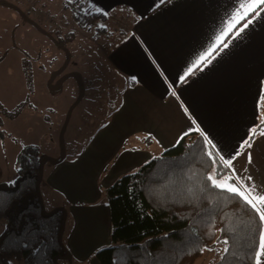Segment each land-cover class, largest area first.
<instances>
[{
	"label": "crops",
	"instance_id": "crops-1",
	"mask_svg": "<svg viewBox=\"0 0 264 264\" xmlns=\"http://www.w3.org/2000/svg\"><path fill=\"white\" fill-rule=\"evenodd\" d=\"M87 2L108 19L113 14L114 35L121 40L107 52L105 40L101 49L126 77V87L109 121L77 155L58 161L49 172L50 190L72 202L78 189L98 198L100 184L107 187L182 135L199 131L227 167L218 180L230 177L227 183L246 195L253 186V194L264 195V130L251 147H240L264 106V4L245 15V0ZM229 22L234 25L231 31ZM218 36L222 39L216 44ZM212 45L211 55L193 67L196 54ZM236 151L241 154L226 165ZM258 207L264 210V205ZM78 224L75 221L69 245Z\"/></svg>",
	"mask_w": 264,
	"mask_h": 264
},
{
	"label": "rangeland",
	"instance_id": "rangeland-1",
	"mask_svg": "<svg viewBox=\"0 0 264 264\" xmlns=\"http://www.w3.org/2000/svg\"><path fill=\"white\" fill-rule=\"evenodd\" d=\"M73 6L95 11L87 0H0V184L15 181L22 149L37 146L46 158L40 183L44 209L66 210L62 242L70 257L60 258L58 264H98L95 252L111 243L106 187L100 184L98 198L78 189L72 202L50 190L47 178L58 163L54 160L77 155L109 121L122 101L126 77L101 49L105 40L106 52L121 40L114 35L113 14L80 28L72 19ZM5 226L0 220V235ZM220 252L205 249L194 264H213ZM8 264L25 262L13 258Z\"/></svg>",
	"mask_w": 264,
	"mask_h": 264
},
{
	"label": "trees",
	"instance_id": "trees-1",
	"mask_svg": "<svg viewBox=\"0 0 264 264\" xmlns=\"http://www.w3.org/2000/svg\"><path fill=\"white\" fill-rule=\"evenodd\" d=\"M71 14L80 28L106 19L100 11L76 6ZM260 110V125L246 139L251 135L250 142L264 130V106ZM40 159L37 146H25L15 181L0 184V220L6 224L0 235V264L13 258L25 264H58L69 252L58 241L63 211L42 214ZM226 172L205 137L192 131L120 175L105 188L111 243L95 252L98 264H194L205 249L213 248L221 250L213 264H255L263 222L241 196L213 185Z\"/></svg>",
	"mask_w": 264,
	"mask_h": 264
},
{
	"label": "snow or ice",
	"instance_id": "snow-or-ice-1",
	"mask_svg": "<svg viewBox=\"0 0 264 264\" xmlns=\"http://www.w3.org/2000/svg\"><path fill=\"white\" fill-rule=\"evenodd\" d=\"M264 4V0H251V2H247V0H245V3L242 4V8H246L247 11L245 12V15H247V12H251V11H255L258 5H262ZM264 10V9H261ZM256 14L258 15L259 12L257 11ZM243 18V17H241ZM234 19V18H232ZM248 23H251V20L248 21ZM234 25L229 22L227 25V29L228 31H231L232 27ZM248 25L245 24L244 27L246 28ZM243 29H240V31H242ZM239 34V33H237ZM222 37L218 36L216 37V44H219L221 41ZM227 46V45H225ZM215 47V45H212L211 47L208 48L207 51H204L202 53H197L196 55L198 56V59L195 60V64L193 65V67H195L196 65H199L201 62H203L208 56L211 55L212 49ZM189 72L192 71L191 68L188 69ZM251 135L249 136L248 140L243 141V143L240 145L241 148L247 146V147H251ZM209 143H211V141H209ZM241 153L239 151H236L235 155H229V157L225 160V164L226 165H231L232 161L235 159V156H239ZM248 160L249 163L251 162V154L249 153L248 155ZM230 177H226L224 181L217 183L215 180H213L212 177H209L210 180H213V185L217 188H221V189H225L230 193L236 194L241 196L249 205H251V207L253 209H255L258 213H259V218L260 221L264 222V210H262L261 208L258 207V205H264V195H260V194H253L255 193V187L253 186L251 191L248 192V194L246 195L243 191H240L239 188L235 185H229L227 183V180ZM249 180H251V177H248ZM259 249L260 251L256 252V264H260V261L262 258H264V230H261L260 232V236H259Z\"/></svg>",
	"mask_w": 264,
	"mask_h": 264
},
{
	"label": "water",
	"instance_id": "water-1",
	"mask_svg": "<svg viewBox=\"0 0 264 264\" xmlns=\"http://www.w3.org/2000/svg\"><path fill=\"white\" fill-rule=\"evenodd\" d=\"M63 157H61L60 159H57V160H54L55 162H58L62 159ZM46 162V158L43 157L40 159V162H39V172H38V180H37V192H38V198H39V201H40V204H41V210H42V214L44 216H49L51 215L55 210L56 208H59L63 211V221H62V225H61V229H60V232L58 234V241L59 243L61 244L62 247H64V244L62 243V234H63V230H64V226H65V221H66V210L64 207H55L53 208L52 210L50 211H46L44 209V206L42 204V198H41V192H40V188H39V184L42 180V170H43V165L44 163ZM66 257H70L69 253L66 252Z\"/></svg>",
	"mask_w": 264,
	"mask_h": 264
}]
</instances>
